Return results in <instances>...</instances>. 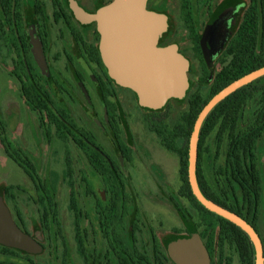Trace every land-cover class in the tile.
I'll use <instances>...</instances> for the list:
<instances>
[{
    "label": "rangeland",
    "instance_id": "rangeland-1",
    "mask_svg": "<svg viewBox=\"0 0 264 264\" xmlns=\"http://www.w3.org/2000/svg\"><path fill=\"white\" fill-rule=\"evenodd\" d=\"M113 1L60 0L85 41L98 51L99 13ZM144 1L156 30L157 45L172 46L186 62L183 94L170 97L158 108L146 105L134 91L117 84L102 60L101 67L87 60L64 21L60 19L55 23L52 0H20L24 37L35 72L53 102L79 127L91 133L116 162L123 175L127 199L123 213L116 215L111 208L107 174L97 170L70 138L58 137L48 121L40 122L39 112L33 110L22 95L21 85L26 77L18 71L13 74L19 62L15 50L5 39H0V206L26 238L21 247L0 240V264H120L117 250H126L138 257L135 262L176 264L169 248L184 237L175 233L187 229L195 231L205 245L208 235L212 234L209 264H241L235 247L228 245L223 247L219 262L218 228L204 232L197 211L180 193L183 185L179 156L162 145L148 120L151 114H164L170 104L164 123L173 127L181 113L187 110L191 93L198 91L203 98L210 96L215 75L231 63L232 55L227 54V48L250 1H189L200 44L206 27L212 23L206 45L207 57L200 46L203 62L197 58L184 26L180 0ZM0 22H3L1 9ZM216 28H224L226 33ZM43 33L47 40L45 50L41 43ZM77 73L82 76L88 99L78 83ZM261 85L248 88L253 95L237 119L234 136L252 123L256 107L254 96ZM112 115L123 141L131 150L129 161L118 158L108 121ZM228 134L226 132L221 142L217 140V131L209 136L203 149L202 169L206 186L216 193L225 192L229 197L227 202L233 204V195L240 200L239 189L226 173L217 174L225 167L230 142ZM3 140L15 147L20 158L28 159L37 179L29 178L5 152ZM177 144L182 147L184 140L179 139ZM256 155L262 181L258 229L264 240V133L256 139ZM40 184H44L45 189L40 190ZM70 193L75 196L77 216L69 206ZM135 216L138 221H134ZM76 224L83 240L84 255L78 249Z\"/></svg>",
    "mask_w": 264,
    "mask_h": 264
},
{
    "label": "trees",
    "instance_id": "trees-1",
    "mask_svg": "<svg viewBox=\"0 0 264 264\" xmlns=\"http://www.w3.org/2000/svg\"><path fill=\"white\" fill-rule=\"evenodd\" d=\"M189 1L180 0L182 20L197 58L200 62H203L200 41L189 8ZM249 1L250 5L244 13L243 21L227 48V54L232 55L231 63L215 75L210 96L203 98L202 94L198 91L191 93L187 99V110L181 113L178 122L173 127H169L164 123L167 112L170 109V104L166 106L164 114H151L148 120L150 129L158 136L162 145L167 150L178 154L180 160L179 175L183 185V190L180 193L190 201L193 208L197 211L200 216V223L204 227V232H211L215 227L218 228L217 247L220 252L219 262H221L223 247L228 245L235 247L241 264L255 263L253 244L241 228L209 212L195 199L188 183L187 159L188 142L194 122L209 99L231 82L264 66V50H262L264 48V0ZM52 6L54 9V19L56 21L60 18L66 19L73 37L81 41V36L70 23L68 16L62 9L60 0H52ZM0 9L3 16V22H0V39H5L6 42L12 45L19 59V62L14 66L13 74L15 75L18 71L19 75L21 74L26 77V82H22L21 85L23 98L33 110L39 112L42 124L48 121L54 127L58 137L64 139L70 138L97 170L103 172L105 175L107 174L110 186L111 208L115 210L116 215L122 214L125 210V201L127 199L124 192L123 175L119 171L116 162L98 145L93 135L79 127L69 114L59 108L41 83L31 64L29 48L24 37L20 0H0ZM37 10L40 14L41 10L39 8ZM41 43L43 47L46 46L45 33L42 34ZM91 50L95 53V57L101 64L98 50L95 48H91ZM202 71L204 74L207 73L204 66ZM19 75L17 74L18 77H20ZM259 83L262 85L254 96L256 107L252 115V123L238 136H234L237 119L243 107L253 95L249 93L248 88L253 85L257 86ZM106 116H108V112H106ZM110 119L112 120L113 142L118 151V158L129 161L131 150L123 141L118 126L114 124L113 115ZM215 131H217L218 142H221V138L226 132L229 133L230 142L225 167L222 171L218 170L217 174L221 176L226 173L231 182L235 183L239 189L240 200L233 195V204L227 202L229 201V197L225 192L216 193L211 187L206 186L204 182L202 157L205 150L203 149L207 139ZM262 133H264V76L225 97L206 116L198 136L196 177L199 189L206 199L237 214L255 229L261 238L264 253V240L258 229L262 181L256 155V139ZM179 139L184 140L182 147H179L177 144ZM2 144L4 145L5 152L25 171L29 178L32 180L37 179L33 166L28 159L23 160L20 158L17 155V150L9 141L3 140ZM67 169V172L70 173L69 160H67ZM39 188L45 189L44 184H40ZM231 191L234 190L231 189ZM69 206L77 216L79 212L73 193H70ZM135 217L134 221H138V216ZM132 228H135V226L133 225ZM194 232L191 231L190 233L194 234ZM211 235H208V253L210 255L212 254L210 252V246H212ZM76 240L79 252L84 255L83 240L77 224ZM153 243H156L155 237H153ZM115 253L120 264H151L146 259V262H135L138 257L131 256L126 250L123 252L117 250Z\"/></svg>",
    "mask_w": 264,
    "mask_h": 264
},
{
    "label": "water",
    "instance_id": "water-1",
    "mask_svg": "<svg viewBox=\"0 0 264 264\" xmlns=\"http://www.w3.org/2000/svg\"><path fill=\"white\" fill-rule=\"evenodd\" d=\"M144 0H114L99 13L101 39L99 53L109 76L120 86L134 91L152 108L161 107L170 97L183 94L186 88V62L172 46L157 45L152 17L144 8ZM201 47L207 57L205 40ZM264 76V66L231 82L213 95L199 112L188 142L187 175L195 199L209 212L241 228L254 246L255 263L263 264L264 253L260 236L237 214L208 200L199 189L196 177L198 136L209 112L225 97ZM86 99L88 95L82 87ZM0 240L21 247L26 238L16 229L0 206ZM176 264H209V256L199 235L178 239L169 248Z\"/></svg>",
    "mask_w": 264,
    "mask_h": 264
},
{
    "label": "flooded vegetation",
    "instance_id": "flooded-vegetation-1",
    "mask_svg": "<svg viewBox=\"0 0 264 264\" xmlns=\"http://www.w3.org/2000/svg\"><path fill=\"white\" fill-rule=\"evenodd\" d=\"M61 6H62V4H61ZM53 8V7H52ZM62 9H63V6H62ZM64 10V9H63ZM53 11H54V9H53ZM65 11V10H64ZM65 13H66V15L68 16V19H69V21H70V23L74 26V28H75V30L79 33V35L81 36V41H78V40H76L74 37H73V35H72V32H71V28L68 26V22H67V20L66 19H64V18H60V19H62L63 21H64V23H65V25L67 26V28L69 29V32H70V35L72 36V38H73V40H74V42L76 43V44H80V46H81V48H82V50H83V53H84V55L86 56V58H87V60L89 61V62H93L94 64H96L98 67L100 66V62H99V60L95 57V53L91 50V48H95V49H97L98 50V48L97 47H95L93 44H90V43H87L86 41H85V39L83 38V36L81 35V33L79 32V30L76 28V26H75V24H74V22L72 21V19H71V17L69 16V14L65 11ZM53 19H54V16H53ZM59 19V20H60ZM58 20V21H59ZM54 21H55V23H57L58 21H56L55 19H54ZM211 26H212V23L210 22L209 24H208V26L206 27V29H205V32H204V34L202 35V37H201V41H202V39H204L205 40V44L206 45H208V36H209V33H210V29H211ZM219 28H216V30H218ZM219 31H222V32H224V33H226L225 31H224V28H220L219 29ZM45 39H46V35H45ZM43 46V45H42ZM46 46H47V40H46ZM46 46L45 47H43L44 48V50H45V48H46ZM200 46H201V44H200ZM201 49H202V47H201ZM207 49V48H206ZM99 52V51H98ZM202 52H203V50H202ZM99 55H100V53H99ZM70 59V58H69ZM101 67V66H100ZM76 77H77V80H78V83H80V85L82 86V87H84V85H83V83H82V76H81V74H79V73H77L76 74ZM106 109H105V115H106ZM109 120V123H111V119L110 118H108ZM40 189V188H39ZM41 190V189H40ZM191 231H190V229H187L186 231H184V232H180V233H175L176 235H184V237H181L180 239H182V238H186V237H190V236H192V233H190ZM200 239H201V242H202V244L204 245V247H205V249H206V252H207V254H209L208 253V241H206V245L203 243V241H202V238L200 237ZM119 261V260H118ZM173 262H176V261H173Z\"/></svg>",
    "mask_w": 264,
    "mask_h": 264
}]
</instances>
